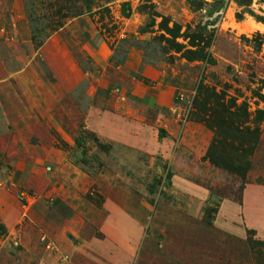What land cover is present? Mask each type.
Segmentation results:
<instances>
[{
	"label": "rangeland",
	"instance_id": "obj_1",
	"mask_svg": "<svg viewBox=\"0 0 264 264\" xmlns=\"http://www.w3.org/2000/svg\"><path fill=\"white\" fill-rule=\"evenodd\" d=\"M0 8V56L39 84L0 106V264H183L233 228L264 264L222 209L264 187V0Z\"/></svg>",
	"mask_w": 264,
	"mask_h": 264
},
{
	"label": "crops",
	"instance_id": "obj_2",
	"mask_svg": "<svg viewBox=\"0 0 264 264\" xmlns=\"http://www.w3.org/2000/svg\"><path fill=\"white\" fill-rule=\"evenodd\" d=\"M0 10L2 9L0 8ZM1 20L2 16L0 15ZM8 20H10L9 23L13 22V19H7L4 22L7 24ZM25 71H27V66L10 67L0 56V106L7 107L8 104H11L14 106L22 105L19 108H27V105H38V98H34L38 92V83L34 84L30 80L29 82L23 80ZM15 80L17 84L13 83ZM17 99L19 101L16 104ZM251 185L247 184L243 189L241 207L228 202L227 206L222 209L234 214L236 218L240 216L244 227L264 234V187L259 184L257 189L250 190ZM231 231L226 242H220L218 246L216 243L206 246L205 244L192 246L193 254L188 260L183 259V264H254L249 245L243 239V232L240 228L237 230L233 228ZM161 249L160 252L168 261L178 258L176 255H168L169 250L165 249L164 244H161Z\"/></svg>",
	"mask_w": 264,
	"mask_h": 264
},
{
	"label": "trees",
	"instance_id": "obj_3",
	"mask_svg": "<svg viewBox=\"0 0 264 264\" xmlns=\"http://www.w3.org/2000/svg\"><path fill=\"white\" fill-rule=\"evenodd\" d=\"M123 6H124V4H123ZM127 11L125 10V8L123 7V13H125V15H128V12L126 13ZM166 19L164 18L163 19V21H165ZM167 25V24H166ZM165 24H164V22H161L160 23V25H159V28L161 29V30H163V31H166L167 33L169 32V33H171L172 35H177V32H175V34H174V32H172L170 29H169V27H167ZM264 121V109L262 108V109H259V110H257V113H256V122H259V121ZM247 129V128H246ZM245 129V130H246ZM235 131L236 132H240L238 129H235ZM247 132H250L249 130H246ZM252 131V130H251ZM230 167V166H229ZM231 169V171H234L235 173H237V175H239V176H243V174L245 173V170L247 169V167H237V168H233V167H230ZM250 232H252V230H249ZM7 234H6V230H5V228H4V226L0 223V239H2V238H4L5 236H6ZM247 243H248V245H249V247H250V249H251V251L253 252V254L255 253L254 252V241H253V239L252 238H250V237H248L247 236ZM258 243V245H262L263 247H264V243H262L261 241H258L257 242ZM254 258V257H253ZM255 262H256V256H255Z\"/></svg>",
	"mask_w": 264,
	"mask_h": 264
}]
</instances>
